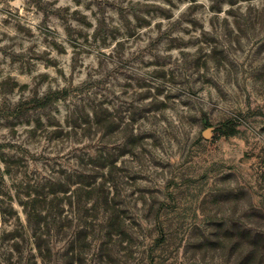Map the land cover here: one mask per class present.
<instances>
[{"label": "rangeland", "instance_id": "rangeland-1", "mask_svg": "<svg viewBox=\"0 0 264 264\" xmlns=\"http://www.w3.org/2000/svg\"><path fill=\"white\" fill-rule=\"evenodd\" d=\"M0 264H264V0H0Z\"/></svg>", "mask_w": 264, "mask_h": 264}]
</instances>
